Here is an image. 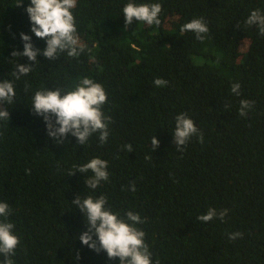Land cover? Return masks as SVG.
I'll return each mask as SVG.
<instances>
[{
    "label": "trees",
    "instance_id": "obj_1",
    "mask_svg": "<svg viewBox=\"0 0 264 264\" xmlns=\"http://www.w3.org/2000/svg\"><path fill=\"white\" fill-rule=\"evenodd\" d=\"M20 2L0 0V81L12 78L17 62L30 63L12 57L23 51L21 32L46 47L31 32L30 0ZM128 2L77 0L73 13L85 51L54 61L41 53L31 73L16 81L15 104L7 106L11 119L0 125V201L12 208L8 219L20 239L11 259L120 264L79 239L88 226L72 201L104 194L121 216L131 210L147 218L137 227L146 233L153 264H264V36L245 23L252 10L264 13V0H133L160 3V24L134 20L126 28ZM196 18L209 27L203 40L181 31ZM84 77L107 92L108 142L94 133L79 145L69 133L58 144L34 114L31 97L41 88L71 90ZM156 78L166 85L156 87ZM237 82L240 95L231 91ZM242 99L254 101L245 117L238 114ZM180 113L204 134L203 143L193 136L183 151L172 133ZM153 136L160 141L155 151ZM95 157L108 161L109 181L91 190L84 183L91 172L68 174ZM213 207L228 209L224 220H197ZM233 232L243 236L229 240Z\"/></svg>",
    "mask_w": 264,
    "mask_h": 264
},
{
    "label": "clouds",
    "instance_id": "obj_2",
    "mask_svg": "<svg viewBox=\"0 0 264 264\" xmlns=\"http://www.w3.org/2000/svg\"><path fill=\"white\" fill-rule=\"evenodd\" d=\"M23 0L17 4L20 6ZM77 6V0H30L26 8L31 23V32L39 39L46 41V47L40 49L32 41V36L21 32L23 51L12 52L13 58L27 57L30 61L25 65L17 62L11 71V79L0 81V125L8 124L11 119L8 105L15 104L16 81H20L33 70V65L40 62L37 57L43 54L50 60L59 59L61 54L78 58L85 51L86 45L81 42L78 33L73 9ZM162 5L160 3H140L130 0L123 7L125 27L134 20L147 25H159ZM246 25L257 26L259 34L264 36V13L259 9L251 11L245 21ZM182 32H193L198 40L205 38L209 27L203 18L192 19L181 27ZM167 81L156 78V87L166 85ZM241 85L233 83L231 91L240 95ZM30 85L25 81L24 91L27 93ZM108 102V96L101 83L91 78L84 77L71 90L64 91L61 88H41L31 97L34 114L42 116L46 122L48 136L54 137L58 144L71 133L76 137L79 145H85L94 133H99L101 144L108 142L109 125L112 118L103 112V106ZM254 106V101L242 99L240 101L239 115L245 117L249 109ZM174 143L178 151H183L189 140L198 135L201 143L204 134L199 131L194 120L186 113H180L175 118V129L172 132ZM160 144L156 136L151 138L153 151ZM128 153L134 150L131 143L124 145ZM151 159V156L147 157ZM89 173L84 181L86 188L95 190L102 182L109 181L108 161L99 157L75 166V170L68 175ZM130 190L135 192L136 185L132 182ZM72 204L84 213V220L88 230L80 234L82 243L97 252L105 251L109 259L119 258L120 264H153L152 253L145 241L146 233L137 225L146 223L147 218H142L138 212L126 211L124 216L114 212L108 207V197L104 194L98 197L78 195ZM12 208L6 201H0V255L4 257L2 264H14L11 257L15 255L20 245V239L15 233V224L8 218L12 215ZM228 209L217 210L209 208L206 214H201L197 220L208 223L214 218L221 221L227 216ZM126 217V218H125ZM243 233H230L229 240L241 238ZM155 264H159L157 260Z\"/></svg>",
    "mask_w": 264,
    "mask_h": 264
}]
</instances>
